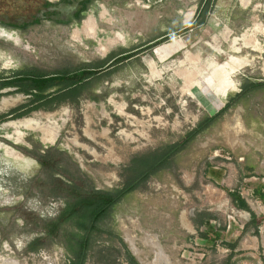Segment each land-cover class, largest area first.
<instances>
[{
	"label": "rangeland",
	"instance_id": "obj_1",
	"mask_svg": "<svg viewBox=\"0 0 264 264\" xmlns=\"http://www.w3.org/2000/svg\"><path fill=\"white\" fill-rule=\"evenodd\" d=\"M199 1L0 0L4 75L133 54L64 101L0 119V144L24 156L0 147V264H69L84 233L81 209L65 219L70 201L120 189L135 158L181 141L243 86L264 81V0H214L205 21L190 25ZM87 19L95 37L82 31ZM29 99L0 89V116ZM257 188L264 191V85L116 203L91 231L82 264H133L131 256L138 264H264Z\"/></svg>",
	"mask_w": 264,
	"mask_h": 264
},
{
	"label": "trees",
	"instance_id": "obj_2",
	"mask_svg": "<svg viewBox=\"0 0 264 264\" xmlns=\"http://www.w3.org/2000/svg\"><path fill=\"white\" fill-rule=\"evenodd\" d=\"M213 1L214 0L199 1L195 17L190 25H197L205 21ZM45 4L49 5L50 3L45 1ZM132 55L133 54H131L130 50H122L115 55H110L107 59L102 60L95 65H83L72 69L58 70L52 73H44L36 70H20L12 72L9 75H4L0 72V89L12 86L16 87L18 91L30 95V99L26 103L14 108L4 115H1L0 119L6 117L18 118L32 110L41 107L46 108L53 103L64 101L68 97L74 95L76 90H79L89 83L91 79L101 74L102 71L120 64ZM261 85H264V81L249 83L243 86L232 100L226 102L219 112L200 121L196 127L185 134L181 141L166 145L158 151H153L135 158L132 165L133 174L120 189L114 191H91L78 196L74 201H70L63 212L65 219L74 217L77 215V210L81 209L82 214L80 216H82L84 220V223L82 224L84 233L78 240L77 249L75 250L74 257L69 264L83 263L91 231L97 229L96 223L104 219L112 211L116 203H118L127 193L134 190L142 182L146 181L151 174L167 166L176 153L181 151L197 134L206 129L210 123L235 100L245 95L251 89ZM229 194L237 204L249 209L245 199L238 195L237 191H229ZM255 194L264 204V191L257 188ZM131 259L133 264H138L132 256Z\"/></svg>",
	"mask_w": 264,
	"mask_h": 264
},
{
	"label": "bare ground",
	"instance_id": "obj_3",
	"mask_svg": "<svg viewBox=\"0 0 264 264\" xmlns=\"http://www.w3.org/2000/svg\"><path fill=\"white\" fill-rule=\"evenodd\" d=\"M94 26V25H93ZM93 28V27H92ZM89 24L88 19L83 23L82 25V31L89 37H95L97 31H93ZM112 45V44H111ZM129 124V123H128ZM21 125L25 128H29L32 130H38L41 131L43 133V124H40L38 122H32V121H26L24 123H21ZM21 135L22 133H18L16 140H21ZM85 135L89 136L91 139H93V136H90L88 133H85ZM56 137V134L51 138L50 142H53L52 140H54V138ZM48 140V139H47ZM43 141V138H42ZM83 146V145H82ZM0 147H2V149L4 150L5 154L8 157L14 158V159H22L24 156L17 150H15L13 147L9 146V145H4V144H0ZM151 243L152 246H157L156 241L154 240V238H151ZM131 244L133 247V251L135 252V247L133 246V239H131ZM159 248L157 247V250Z\"/></svg>",
	"mask_w": 264,
	"mask_h": 264
},
{
	"label": "flooded vegetation",
	"instance_id": "obj_4",
	"mask_svg": "<svg viewBox=\"0 0 264 264\" xmlns=\"http://www.w3.org/2000/svg\"><path fill=\"white\" fill-rule=\"evenodd\" d=\"M49 7H51V4L46 5L45 2H44V3H42L41 11L43 12V8L47 9ZM35 19H37V17H35Z\"/></svg>",
	"mask_w": 264,
	"mask_h": 264
}]
</instances>
